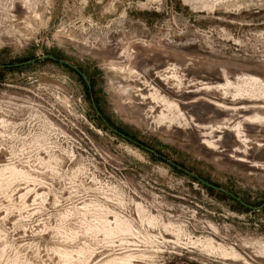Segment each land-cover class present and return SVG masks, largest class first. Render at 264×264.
<instances>
[{
    "label": "rangeland",
    "instance_id": "1",
    "mask_svg": "<svg viewBox=\"0 0 264 264\" xmlns=\"http://www.w3.org/2000/svg\"><path fill=\"white\" fill-rule=\"evenodd\" d=\"M43 56L264 204V0H0V65ZM0 264H264V208L68 66L0 69Z\"/></svg>",
    "mask_w": 264,
    "mask_h": 264
},
{
    "label": "water",
    "instance_id": "2",
    "mask_svg": "<svg viewBox=\"0 0 264 264\" xmlns=\"http://www.w3.org/2000/svg\"><path fill=\"white\" fill-rule=\"evenodd\" d=\"M45 60H52V61L59 62V63H61V64H63V65L68 66L69 68L73 69L74 71L78 72V73H79V74L85 79L88 88H89L90 90L92 89L91 83L89 82V80L85 77V75L83 74V72H82L78 67H76V66H74V65H72V64H69V63H67V62H65V61L57 60L54 56H43V57H39V58H37V59L31 60V61H27V62H25V63H21V64H15V65H0V69H4V68H12V67H22V66L31 65V64H33V63H35V62H38V61H45ZM94 108H95L97 114H98L99 116L102 117V115H101V113H100L98 107L96 106L95 102H94ZM103 121H104V123H105V124H106V125H107V126H108V127L114 132V133H117V134H119L120 136H122V137H124V138H126V139H128V140H130V141H132L134 144L139 145V146L142 147L143 149H145V150L151 152L152 154H154V155H156V156H158V157H161L162 159H164V160H165L166 162H168L169 164H171V165L177 167L178 169L184 171L185 173L191 175L192 177H194L195 179L199 180L200 182H202V183H203L204 185H206L207 187H209V188H211V189H214V190H216V191H219V192H221V193H224V194L228 195L229 197H231V198H233L234 200H236L237 202H239L243 207H245V208H247V209H249V210H252V211H258V210H262V209L264 208V204L261 205V206H259V207H253V206H251V205L245 203L243 200H241L240 198H238V197H237L236 195H234L233 193H231V192H229V191H226V190H224V189L218 188V187H216V186H214V185H211L210 183H208V182L205 181L204 179L198 177L197 175H195L194 173H192V172H190V171L184 169L183 167H181V166L175 164V163L172 162L171 160H169V159H167V158L161 156L160 154H158V153L155 152L154 150H152V149H150V148H148V147H146V146L140 144V143L137 142V141H134V140L128 138L126 135H124V134H122L121 132H119L118 130L114 129V128L108 123V121H106L105 119H103Z\"/></svg>",
    "mask_w": 264,
    "mask_h": 264
},
{
    "label": "bare ground",
    "instance_id": "3",
    "mask_svg": "<svg viewBox=\"0 0 264 264\" xmlns=\"http://www.w3.org/2000/svg\"><path fill=\"white\" fill-rule=\"evenodd\" d=\"M123 98H124V101L127 103V106L129 107V109L131 110V112L133 114L139 115L141 113V111H143V110L137 109V107L134 104V102H132L131 98L128 97L127 91H125L123 93ZM138 108H140V107H138ZM185 109L184 108H181L180 110H178V114L183 115V116H186V113H185L186 110ZM182 130H183V132L185 134H187V136H190L191 137L193 135V133L191 131H187L186 128H183ZM182 130H181V132H182ZM196 135H198L200 141L205 140V138L200 133H198ZM212 148L215 149L216 151H219L220 152V150L216 149V147L212 146Z\"/></svg>",
    "mask_w": 264,
    "mask_h": 264
},
{
    "label": "flooded vegetation",
    "instance_id": "4",
    "mask_svg": "<svg viewBox=\"0 0 264 264\" xmlns=\"http://www.w3.org/2000/svg\"><path fill=\"white\" fill-rule=\"evenodd\" d=\"M66 66V65H65ZM4 69H6V68H4ZM78 73V72H77ZM79 74V73H78ZM80 75V74H79ZM81 76V75H80ZM82 77V76H81ZM86 77V76H85ZM82 79L84 80V82L86 83V81H85V79L82 77ZM90 82V81H89ZM86 85H87V83H86ZM88 87V86H87ZM89 89V88H88ZM89 93H90V99H91V102H92V105H93V107H94V102H95V104H96V101H95V98H94V95H93V93H92V89L90 90L89 89ZM96 106H97V104H96ZM98 107V106H97ZM95 109V108H94ZM96 111V110H95ZM100 111V110H99ZM97 113V112H96ZM101 113V112H100ZM98 115V114H97ZM101 115H102V113H101ZM99 116V115H98ZM101 119H102V121H103V119H105L104 117H103V115H102V117L101 116H99ZM106 120V119H105ZM107 121V120H106ZM104 122V121H103ZM129 138V137H128ZM131 139V138H130Z\"/></svg>",
    "mask_w": 264,
    "mask_h": 264
}]
</instances>
